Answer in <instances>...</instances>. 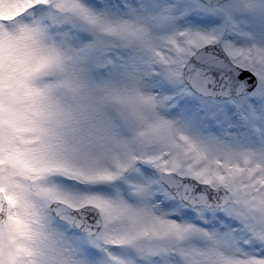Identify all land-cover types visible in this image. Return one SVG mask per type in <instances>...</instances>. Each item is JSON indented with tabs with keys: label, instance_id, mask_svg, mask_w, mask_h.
<instances>
[{
	"label": "snow or ice",
	"instance_id": "1",
	"mask_svg": "<svg viewBox=\"0 0 264 264\" xmlns=\"http://www.w3.org/2000/svg\"><path fill=\"white\" fill-rule=\"evenodd\" d=\"M0 264H264V0H0Z\"/></svg>",
	"mask_w": 264,
	"mask_h": 264
}]
</instances>
